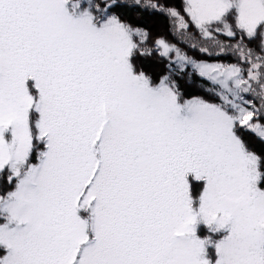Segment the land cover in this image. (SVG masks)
Returning a JSON list of instances; mask_svg holds the SVG:
<instances>
[{
    "label": "snow or ice",
    "instance_id": "1",
    "mask_svg": "<svg viewBox=\"0 0 264 264\" xmlns=\"http://www.w3.org/2000/svg\"><path fill=\"white\" fill-rule=\"evenodd\" d=\"M0 264H264V0H0Z\"/></svg>",
    "mask_w": 264,
    "mask_h": 264
}]
</instances>
